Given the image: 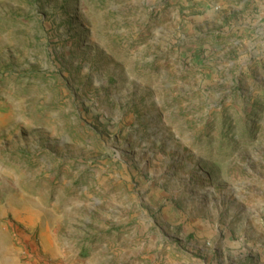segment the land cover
Wrapping results in <instances>:
<instances>
[{"label": "rangeland", "instance_id": "1", "mask_svg": "<svg viewBox=\"0 0 264 264\" xmlns=\"http://www.w3.org/2000/svg\"><path fill=\"white\" fill-rule=\"evenodd\" d=\"M264 263V0H0V255Z\"/></svg>", "mask_w": 264, "mask_h": 264}, {"label": "crops", "instance_id": "2", "mask_svg": "<svg viewBox=\"0 0 264 264\" xmlns=\"http://www.w3.org/2000/svg\"><path fill=\"white\" fill-rule=\"evenodd\" d=\"M17 260L12 255H0V264H16ZM264 264V263H262Z\"/></svg>", "mask_w": 264, "mask_h": 264}]
</instances>
